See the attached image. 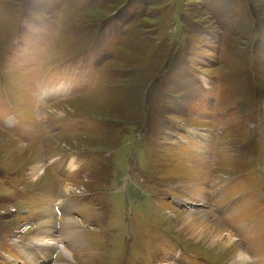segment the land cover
<instances>
[{"label":"rangeland","instance_id":"1","mask_svg":"<svg viewBox=\"0 0 264 264\" xmlns=\"http://www.w3.org/2000/svg\"><path fill=\"white\" fill-rule=\"evenodd\" d=\"M0 131V264H264V0H0Z\"/></svg>","mask_w":264,"mask_h":264},{"label":"bare ground","instance_id":"2","mask_svg":"<svg viewBox=\"0 0 264 264\" xmlns=\"http://www.w3.org/2000/svg\"><path fill=\"white\" fill-rule=\"evenodd\" d=\"M83 99V98H82ZM78 101V100H77ZM1 132V131H0ZM190 135H192L193 137H195L196 138V136H199V135H201V132H198V131H195V130H193V129H191L190 130ZM7 136V135H6ZM9 138V137H8ZM197 139V138H196ZM198 140V139H197ZM14 141V140H13ZM15 143H17L16 141H14ZM19 146H20V144L21 143H17ZM21 146H23V144L21 145ZM25 146V145H24ZM42 161V160H41ZM43 162V161H42ZM208 163V162H207ZM72 167V166H71ZM46 170V169H45ZM45 170L42 172V174L44 173L45 174ZM43 174V175H44ZM65 188V187H64ZM68 188V187H67ZM69 190V189H68ZM214 195H213V197L215 198V191H214V193H213ZM208 196H210V200H211V193L209 192V195ZM179 204H180V200L178 199V201H177ZM209 202V200L206 202V203H208ZM184 205H187V204H185L184 202H182ZM190 202H188V204H189ZM68 208H69V210H72L74 207H73V205H72V203H69V206H68ZM222 209H226L227 211H231V209L228 207V206H223V207H221V210ZM68 210V211H69ZM221 210L219 209V212L221 213ZM195 212L196 211H191L190 213H188L187 215H186V218L187 219H193V218H200L201 220H200V222H202V223H207V225H209V226H214L212 223H214L213 222V220L209 217V215L205 212V216H201V215H195ZM49 214L51 213V211H49L48 212ZM56 213V212H55ZM68 213V212H67ZM223 213V212H222ZM51 215H52V213H51ZM50 215V216H51ZM212 216H213V214H211ZM70 216H72V214L71 213H69L68 214V217H69V219H68V222L66 223V224H64L65 223V221L62 223V228H63V230L68 234L67 236L69 237V240H70V243H72L73 241L74 242H76V241H78L79 239H80V237H81V233L79 232V230H81L80 229V227H79V224H78V222L74 219L75 217L74 216H72V218H70ZM52 217V216H51ZM74 217V218H73ZM214 217V216H213ZM215 218V217H214ZM216 219V218H215ZM217 220V219H216ZM49 221H52V220H47L46 222H49ZM61 221H63V220H61ZM216 222V221H215ZM45 223V222H44ZM216 224H217V226L213 229V238L211 239V241H210V243L211 244H213L214 246H221L222 245V247L224 246V248L225 247H229L228 245H230V244H232V245H235V237H234V235H233V233L232 232H230L220 221H218L217 220V222H216ZM53 228V227H52ZM233 230H238L237 228L235 229V228H232ZM240 230L241 231H248L249 230V227H247V226H242L241 228H240ZM42 231V230H41ZM43 232V231H42ZM39 234V233H38ZM41 234V233H40ZM70 235V236H69ZM237 235H239V234H236V236ZM40 237L43 239H40ZM39 237V235H37L36 236V240H35V242H34V244L37 246V249L38 248H42V246L44 245V241H48V242H50L49 240H45V236H40ZM67 237V238H68ZM51 238V237H50ZM15 239H17V238H15ZM53 239V238H52ZM18 240V239H17ZM68 240V241H69ZM71 240H72V242H71ZM76 240V241H75ZM235 240V241H234ZM47 242V243H48ZM14 243V242H13ZM50 243H53V242H50ZM49 245H51V244H49ZM238 245H239V243H238ZM59 247V246H58ZM35 249V251H34V253H32V254H37L38 255V257H40L42 260L41 261H38L36 258L34 259L31 255H29L30 257L28 258L30 261L29 262H31V264H41L42 263V261L43 260H45V261H48L47 259H44V256L42 255V253H38V251H36L37 249H36V247L34 248ZM68 249L66 248V247H59V251H56L57 252V254L60 252V254L62 253L63 255V257H70V255H71V252H70V250L69 251H67ZM240 251H238L239 252V256L238 257H235V258H231L232 260H230L231 261V263H233V264H241V262L240 261H245L246 260V254H245V251H243L242 249H241V247H240V249H239ZM56 254V255H57ZM25 255V254H24ZM14 259H17V258H13L12 260H14ZM64 259V258H63ZM67 260V259H66ZM52 264H56V263H52Z\"/></svg>","mask_w":264,"mask_h":264},{"label":"clouds","instance_id":"3","mask_svg":"<svg viewBox=\"0 0 264 264\" xmlns=\"http://www.w3.org/2000/svg\"><path fill=\"white\" fill-rule=\"evenodd\" d=\"M70 190V189H69Z\"/></svg>","mask_w":264,"mask_h":264}]
</instances>
